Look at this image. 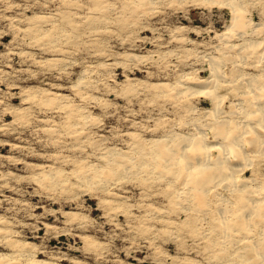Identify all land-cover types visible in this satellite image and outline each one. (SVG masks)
I'll return each instance as SVG.
<instances>
[{
    "label": "rangeland",
    "instance_id": "rangeland-1",
    "mask_svg": "<svg viewBox=\"0 0 264 264\" xmlns=\"http://www.w3.org/2000/svg\"><path fill=\"white\" fill-rule=\"evenodd\" d=\"M213 1L0 0V264L222 262L201 235L215 221L210 196L201 218L180 207V186L156 183L144 164L130 171L146 149L156 157L147 126L162 136L194 117L160 84L207 77L198 57L223 56L231 11ZM239 2L260 41L264 0ZM120 157L129 163H108Z\"/></svg>",
    "mask_w": 264,
    "mask_h": 264
},
{
    "label": "bare ground",
    "instance_id": "bare-ground-1",
    "mask_svg": "<svg viewBox=\"0 0 264 264\" xmlns=\"http://www.w3.org/2000/svg\"><path fill=\"white\" fill-rule=\"evenodd\" d=\"M217 1L222 6L226 4L225 7L231 11L229 28L232 33L229 32V37H226L225 33L220 34L221 39L225 40L218 47L219 51H224L222 57L216 58L214 55L198 57L209 62L211 74L203 77L202 74L192 76L190 73H185L175 85H170L168 82L160 84L166 87L164 88L168 92L166 93L168 97L165 96L167 100L168 98L180 100L181 111H179H183L188 117L189 114L194 117L186 121L179 119L180 122L170 128L172 130L168 133L162 135L164 133L162 131L163 133L160 134L162 136L155 135L154 129L147 126L145 129L153 135L152 145H155L157 150L154 157L156 165L153 163V149L144 148L143 150L147 151L143 152L144 154L137 160L132 161L130 158L133 164L130 166V171L136 167L134 163L140 168H142L140 164H149L146 168L143 165L145 173L149 176L153 175L155 182L165 180L166 183L168 182L167 185L180 186L177 187L180 190L175 188L174 194L183 205L180 207L196 210L201 218H207L212 212L208 200L209 196L211 197L215 207L213 208L215 221L213 226H210L212 227L210 231L203 230L204 233L200 232V234L202 238H211L212 250L219 247L216 249L219 257L215 261L222 260L220 264H264V37L258 40L260 36L257 31L262 27L260 29V23H254L251 19L247 20L244 17L243 5L239 0ZM256 32L257 37H250V34L253 35ZM231 36L240 43H230L234 40ZM227 65L231 67L229 72L225 70ZM244 68L254 72H247ZM202 72L201 70L199 73ZM227 98L231 99V102ZM207 103L211 104L210 108L199 107L200 104ZM182 119L184 120V116ZM184 128H188L189 131H184ZM209 131L213 133L212 139L209 138ZM182 132L185 133L182 134ZM138 139L135 140L138 142ZM141 142L143 141L140 140V145H144ZM137 147L140 146L137 145ZM141 147L140 150H142ZM127 158H121L122 160L118 161L113 159L108 163L127 165L129 163ZM107 174L111 172L107 171ZM171 189L173 190L172 187ZM145 194L147 195L146 192ZM148 197L147 195V200ZM193 204L196 208H193ZM158 209L156 213L162 210ZM201 229L199 227V230ZM213 256L217 257L214 253ZM41 260H35L34 264H42L44 261Z\"/></svg>",
    "mask_w": 264,
    "mask_h": 264
}]
</instances>
